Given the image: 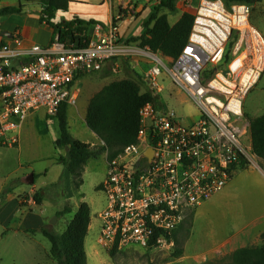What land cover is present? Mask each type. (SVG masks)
<instances>
[{"label": "built area", "instance_id": "built-area-1", "mask_svg": "<svg viewBox=\"0 0 264 264\" xmlns=\"http://www.w3.org/2000/svg\"><path fill=\"white\" fill-rule=\"evenodd\" d=\"M192 15L177 58L123 41L115 24L94 25L82 47L57 36L48 46L23 48L18 31H0V141L9 147L17 143L9 133L31 112L55 118L62 105L76 106L77 77L110 61L147 65L145 92L155 100L141 108L135 142L108 161L101 183L106 200L96 215L97 244L104 251L148 248L154 239L155 246L172 245L165 235L220 193L248 160L250 122L242 103L264 72V37L244 4L200 0ZM165 89L182 95L195 115L181 118L167 107L160 97Z\"/></svg>", "mask_w": 264, "mask_h": 264}, {"label": "rangeland", "instance_id": "rangeland-1", "mask_svg": "<svg viewBox=\"0 0 264 264\" xmlns=\"http://www.w3.org/2000/svg\"><path fill=\"white\" fill-rule=\"evenodd\" d=\"M135 1L143 3L144 0ZM199 1L174 0L175 11L162 9L160 14H166L168 21L173 22L181 11L193 14ZM79 9L85 12L91 10L85 6L79 7ZM150 12L152 9L145 10L134 21L132 30L139 29L142 21L147 18ZM250 23L264 37V0L251 6ZM128 25L127 22H123V27ZM137 72H139L138 69ZM134 78V75H130L127 68L124 67L109 74L100 71L78 79L74 84L78 92L77 105L70 107L69 112L72 116L68 117V132L71 137L96 148L103 146L101 141L92 136L84 123L87 101L112 81ZM138 83L140 84V91L143 93L145 87L141 82L138 81ZM160 84L166 89L170 87V83L166 79H162ZM166 89L160 93V97L167 107L173 109L181 118L195 115L194 107L186 102L182 95L173 90L167 93ZM76 109L80 112L78 117L73 115ZM242 111L249 121L264 115V72H262L258 82L246 94L242 103ZM38 126L39 129L42 127V125L37 124L34 129L31 127V130H37ZM57 134V121L52 119L49 132L45 135L46 144L48 140H51L50 138L56 137ZM247 144L249 147V141ZM0 147L7 148L6 145H0ZM40 151L41 155L39 156L44 155L45 158L33 162V166L37 171L41 170L42 167L49 171L45 181H57L38 193L41 198L38 206L45 213L47 228L57 234H62L73 219L81 203V198L83 199L82 203H86L90 208L91 222L85 237L84 247L87 253V264H228L231 254L236 249L264 245V239L261 238V235L248 232L244 225V221L259 215L256 213L264 212V160L255 157L250 149L246 165L234 174L228 188H226L225 197L212 204L209 202L203 204L191 218H185V222L178 232L179 247L171 241L172 245H159L149 248L128 247L121 251H115L114 254L104 251L97 244L99 220L96 215L105 206L106 199L100 185L106 176L108 152L103 150L98 157L90 159L86 163L82 173V184L79 188L81 197H78L73 191L71 182L68 186L62 181V176L60 177L65 172L64 167L56 160L55 162L52 160L53 157L64 156L65 152L62 150L55 151L54 146H45ZM3 152L10 156V160L7 164L0 166V181L6 174L13 171L19 163L13 151L4 150ZM28 183L31 185L30 181ZM69 191H71V197H68ZM34 196L35 194H27L19 199L21 207H26L28 212L32 211L36 205ZM28 200H32V202L28 203ZM65 207L69 208V212L58 216L57 213ZM54 218L55 224L51 225L50 221ZM178 248L182 249V255L175 258L174 254ZM49 250L50 243L41 233L15 235L10 231L6 232L0 225V264H43L46 262L44 257L50 260ZM51 264L54 263L51 261Z\"/></svg>", "mask_w": 264, "mask_h": 264}, {"label": "trees", "instance_id": "trees-1", "mask_svg": "<svg viewBox=\"0 0 264 264\" xmlns=\"http://www.w3.org/2000/svg\"><path fill=\"white\" fill-rule=\"evenodd\" d=\"M18 7H5L0 10V17L12 14H20L22 3H37L41 6L39 21L50 26L58 36V39L76 47H82L87 42V27L95 22L82 21L74 17L70 22L58 21L56 14L68 11L69 4L77 0H17ZM228 8L232 4H244L254 6L262 0H222ZM174 0H158L157 6L151 15L143 22V32L137 37L130 38L127 42L139 43L148 47L153 52H159L169 58H177L187 43L189 32L193 23V15L182 13L179 20L173 25L169 24L166 14L162 9L175 11ZM116 23V20H113ZM54 41V39H53ZM52 41V42H53ZM232 44V43H231ZM228 59V58H227ZM105 73L109 71L105 68ZM81 77H77L76 81ZM155 97L150 92L140 91V84L130 79L112 81L95 93L89 100L86 113V127L103 143L101 147L90 146L74 139L68 132L67 105H62L54 120L57 121L59 136L54 142V150H62L64 156H59L56 161L61 164L71 176V185L74 193L81 197L79 188L82 184V173L86 163L98 157L103 150L108 152V159L114 158L124 147L136 140L139 128V112L141 108ZM250 145L251 153L260 160H264V115L250 119ZM67 148V150H66ZM108 160V161H109ZM101 188V185H100ZM34 202L39 205L40 195L34 196ZM69 212L65 207L57 215L61 216ZM194 213L187 217L191 218ZM91 221L90 208L86 203H80L73 219L68 223L62 234H57L49 228L40 230H26L25 233H41L50 243L49 258L54 264H87L84 241ZM180 224L169 235H165L168 242L173 241L180 246L178 232ZM159 234H155V238ZM264 239V233L261 234ZM155 246V239L149 247ZM115 249L110 253L114 254ZM182 255V249L178 248L175 258ZM228 264H264V245L260 247H244L236 249L230 256Z\"/></svg>", "mask_w": 264, "mask_h": 264}, {"label": "crops", "instance_id": "crops-1", "mask_svg": "<svg viewBox=\"0 0 264 264\" xmlns=\"http://www.w3.org/2000/svg\"><path fill=\"white\" fill-rule=\"evenodd\" d=\"M142 2L143 3H139L135 0H77V2L69 4L67 12L57 13L56 17L58 21L63 22H70L74 17H77L82 21L92 20L95 22L94 25H100L104 30L108 29L112 24H115L119 28V35L121 39L123 41H128L132 37L141 35L144 30L143 22L149 18L152 12H150L147 18L142 21V25L137 30H132L134 21L145 10H153V8L158 4V0H144ZM18 6L19 2L17 0H0V10L5 7ZM84 6L90 8L91 10L85 12L79 9V7ZM40 10L41 6L37 3H22V11L20 14H12L9 16L0 17V31H18L21 37V46L23 48H28L32 45H39L43 47L50 45V43L55 37H57V35L50 26L39 21ZM182 13L184 12L181 11V13L177 15L173 22L169 21V24L173 25L174 23H176L181 17ZM113 20H116V23H113ZM123 22H127L129 25L123 27ZM94 25L87 27L86 37L92 36ZM7 43L11 45L13 44L11 42ZM124 67L127 68L130 75H134L135 78L131 80L137 82L139 81L143 84V87H145L143 88V92H145L147 90V84L144 81V74L147 70V65L132 62L129 63L127 61H119L114 62L109 66V68H107L106 66V69L109 71V73H111L118 71L119 69L121 70ZM137 69L139 70V72H137ZM102 71L105 72V70ZM90 98L87 101V105ZM69 109L70 107H68L67 109V125L68 117L72 116L71 112H69ZM73 115L77 117L80 115L78 109L74 111ZM52 119L53 118L49 119L42 110L31 112L26 117L18 130L13 133H9V136L16 137V145H14L13 147L7 146V148L0 147V166L7 164L10 160V156L4 153V150L13 151L17 156L15 158L19 161L17 167L10 173L6 174L3 180L0 181V225L6 232L10 231L13 234L18 235L26 234V230H40L41 228L46 227L47 219L45 217V213L41 210V207L35 205L33 210L28 212L26 210V207H21L19 199H21V197H24V195L26 196L27 194L37 195L38 193L43 191L45 187L53 185L57 182L45 181L44 179H47L49 171L45 167H42L41 170L37 171L33 166V162L45 158L44 155L39 156L41 155L40 150H42V148L45 146H54V142L59 136L58 131L56 137L50 138L51 140H48L46 144L45 135L49 132L50 121ZM37 124L42 125V127L39 129L38 126L37 130H31V127L34 129ZM38 130H40V132H38ZM91 134L96 140H98V138L92 132ZM0 145L3 146L4 144L0 141ZM53 158L54 159L52 160L53 162H55L56 158ZM236 171L234 172V174L236 173ZM234 174L231 180L233 179ZM61 176L62 181L64 183H67V185L69 186V183L71 182L70 174L65 170L64 174L60 175V177ZM231 180L220 193L216 194L205 203L209 202L212 204L225 197L227 193L226 188H228ZM28 181L31 182V185L28 183ZM27 197L30 198V196ZM68 197H71V191H69ZM31 202L32 200H28V203ZM82 202L83 199L81 198V203ZM199 208H197L196 211ZM256 214L259 215L253 217L251 220L244 221V225L248 232H252L253 234H257L258 236H260L262 233H264V212ZM44 259L46 260V262L43 264H51V261L47 260L46 257H44Z\"/></svg>", "mask_w": 264, "mask_h": 264}, {"label": "water", "instance_id": "water-1", "mask_svg": "<svg viewBox=\"0 0 264 264\" xmlns=\"http://www.w3.org/2000/svg\"><path fill=\"white\" fill-rule=\"evenodd\" d=\"M112 64H113V61L108 62L107 63V68H109V66L112 65ZM66 150H67V148H66ZM50 224L51 225L55 224V218L52 221H50Z\"/></svg>", "mask_w": 264, "mask_h": 264}]
</instances>
